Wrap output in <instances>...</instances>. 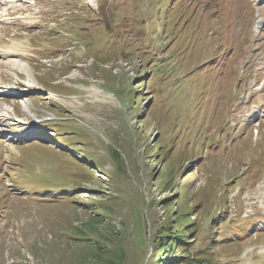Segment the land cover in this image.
Returning a JSON list of instances; mask_svg holds the SVG:
<instances>
[{"label":"rangeland","instance_id":"obj_1","mask_svg":"<svg viewBox=\"0 0 264 264\" xmlns=\"http://www.w3.org/2000/svg\"><path fill=\"white\" fill-rule=\"evenodd\" d=\"M86 1L0 0V264H264V0Z\"/></svg>","mask_w":264,"mask_h":264},{"label":"trees","instance_id":"obj_2","mask_svg":"<svg viewBox=\"0 0 264 264\" xmlns=\"http://www.w3.org/2000/svg\"><path fill=\"white\" fill-rule=\"evenodd\" d=\"M108 28L109 27L107 26V29ZM137 98L140 99L141 97L137 96ZM256 147L260 149L259 146ZM261 153L264 155L263 148H261ZM117 155L119 156L118 152ZM93 160L95 164H98V159L96 157ZM83 166L86 167L87 166L86 163H84ZM95 169L93 168L90 171H94ZM165 201L166 200L164 198L160 199V202H165ZM174 211L175 214L173 215L172 219H169V221L167 220V222L163 224V221L160 218L159 219L160 224H158L157 222V226L159 230L157 245H156L157 253L154 256V260H152L150 264H212L210 259L207 258L205 255L204 241H206V239L204 238L203 240H201L203 247L199 246L200 243H198L197 246H194L195 242L200 237H197V235L195 234L193 237V233H194L193 230H195L197 226L189 225L190 222L186 221V220H190V217L187 214V212L180 210L178 211L176 208L174 209ZM140 213L141 212H139L138 214L140 215L141 218ZM211 225L213 224H207L206 227L208 228L210 227L211 230L213 229V226ZM206 233L207 232H204V235ZM188 234L190 236L187 237ZM191 236L192 238H194V241L192 240L190 242L189 238H191ZM213 237L214 234L212 235V238ZM210 242L211 240L209 241V243ZM96 244L97 246L93 245L92 250L95 251V258L99 261V264H125L126 254L122 246L118 247L119 248L118 250L113 249L112 253L107 252V255L104 256V254L99 251L98 243ZM177 248L183 249L185 253H181V254L176 253ZM189 251L193 252L194 254L192 255ZM161 253H162V257H160Z\"/></svg>","mask_w":264,"mask_h":264},{"label":"bare ground","instance_id":"obj_3","mask_svg":"<svg viewBox=\"0 0 264 264\" xmlns=\"http://www.w3.org/2000/svg\"><path fill=\"white\" fill-rule=\"evenodd\" d=\"M24 1L27 2L25 4V6H29V2L28 1H30V0H24ZM11 46H13V44L8 46V47H11ZM12 50H14V49H12ZM6 62L8 63L10 70L16 69V70H20L23 73H25V75L29 78L28 83L30 84V86H32L33 88L39 87L37 85V82H36L37 80L35 81V79H34V77L32 75V71L30 70V67L28 66V63L26 61L22 60L21 58H10V59H7ZM3 84L4 83L0 80V94L7 92L6 91L7 87L3 86ZM3 89H5V90H3ZM27 102H28V100L24 101V106L28 110H30L28 105H27L28 104ZM4 104H5V102H1L0 101V112L4 113L7 116H11L9 108H8L9 106L7 107ZM32 116H34V115H32ZM33 120L36 121L35 119H33ZM20 134H24V133H20ZM21 136L23 137V135H21Z\"/></svg>","mask_w":264,"mask_h":264}]
</instances>
